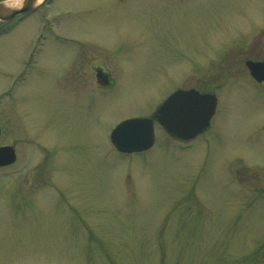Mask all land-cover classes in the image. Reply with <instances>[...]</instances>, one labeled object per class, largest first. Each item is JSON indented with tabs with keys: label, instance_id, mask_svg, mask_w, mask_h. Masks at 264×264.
Wrapping results in <instances>:
<instances>
[{
	"label": "rangeland",
	"instance_id": "rangeland-1",
	"mask_svg": "<svg viewBox=\"0 0 264 264\" xmlns=\"http://www.w3.org/2000/svg\"><path fill=\"white\" fill-rule=\"evenodd\" d=\"M98 2L96 27L67 16L57 24L112 48L118 68L108 95L89 66L83 92L59 79L76 50L51 48L39 61L46 73L18 78L37 16L0 38V95L17 83L16 96L0 104V146L19 155L0 168V264H264V196L247 207L254 200L229 192L225 173L232 157L248 166L264 161V107L251 93L243 99L239 77L248 75L254 26L264 29V0H59L56 7L75 12ZM178 85L217 92L209 133L188 152L161 145L147 155L119 154L113 129L148 114ZM258 177L264 191V172Z\"/></svg>",
	"mask_w": 264,
	"mask_h": 264
},
{
	"label": "flooded vegetation",
	"instance_id": "flooded-vegetation-1",
	"mask_svg": "<svg viewBox=\"0 0 264 264\" xmlns=\"http://www.w3.org/2000/svg\"><path fill=\"white\" fill-rule=\"evenodd\" d=\"M3 0H0L2 2ZM109 2V0H107ZM158 2V6L168 5L169 3L175 1V0H156ZM58 0H46L45 3L41 5L38 9H36L34 12L24 15L23 18H26L27 16L32 17L33 15H38V21L43 22V24H40L38 26L33 25L34 30L36 31V35L38 34V39L35 41H30V46L28 48V51L30 53V56L28 58V62L26 64V69L39 70L40 72L46 73L47 70L43 69L42 65L45 62V59L48 60V53L52 49L59 48L65 53L66 51H72L76 50L75 55L66 57V70L65 72L60 75L61 77L59 79L67 80L70 82V89L75 92H83L82 90L84 87L83 81L84 77L86 75V68L89 66V71L91 72V76L94 79L95 86L97 88H110L114 85V69L113 66H117V57L112 51L111 47L106 46L105 41L96 40L94 36L90 38H85L84 35H77V38L74 40H65L70 37V34L66 31H59L57 30V25L52 24V12L53 10L60 13L61 7H56ZM105 2V1H104ZM104 2H98L91 6L90 10H87L86 8L82 7L79 10H77L76 19L79 20V23H83L85 19H93L94 25L96 27L98 23V17L100 14V6ZM120 4H123L126 2V0H119ZM177 3V2H173ZM178 4V3H177ZM52 6H55L54 9H52ZM107 13H111L109 10V7L104 10ZM156 12L159 15H162V11L159 9L156 10ZM87 13V14H86ZM22 17H17L15 19H12L8 22H0V28L2 29H8L12 26H14L15 23H17ZM164 16H162V19ZM36 22V21H35ZM89 23V22H88ZM90 25V23H89ZM79 29L83 26L80 24L78 25ZM70 28V27H69ZM72 30V29H70ZM84 30V29H83ZM81 30V31H83ZM34 33V34H35ZM253 36L250 38V47L248 49V52H250V56L248 59L254 60V61H264V55L259 53L260 51V43L264 39V29L261 30L260 27L254 26V29L252 31ZM55 37L56 39H60L59 41H52L51 38ZM51 44H61V46H53L50 47ZM106 50L107 52H105ZM43 60V63L39 64V61ZM227 73H229L227 71ZM239 77H247L249 82H243V85L241 87V96L244 100H248L247 94L251 93L253 98H250L254 101L256 104V107H264V81L258 82L257 80L253 79L250 73H241V76ZM109 81V83H108ZM201 91V90H200ZM208 88H203L201 91L202 93L208 92ZM93 95V93H90ZM168 135V134H167ZM169 138L172 140L181 143V140H177L173 138L172 136L168 135ZM164 140V139H163ZM163 140L159 143V148L163 149L161 145L164 146V149L166 151L168 148H171L168 146L169 140L167 143H163ZM188 142V141H183ZM189 143H191L189 141ZM239 159V160H237ZM231 160V161H228ZM226 160V173L228 175V179L230 176L231 171L235 173L237 176V181L244 183L241 185L242 187H246L250 189L252 192H258L260 190L261 183V177L259 178L261 173L264 172V166H260L259 164L252 163L251 166H248L246 164L245 158L238 157L237 158H230ZM254 162H260L258 160ZM260 171L257 172L256 170ZM247 171L246 173H252L251 177H246L244 180L239 179L240 171ZM255 172V173H254ZM263 178V177H262ZM246 183V185H245ZM254 185V186H253Z\"/></svg>",
	"mask_w": 264,
	"mask_h": 264
},
{
	"label": "water",
	"instance_id": "water-1",
	"mask_svg": "<svg viewBox=\"0 0 264 264\" xmlns=\"http://www.w3.org/2000/svg\"><path fill=\"white\" fill-rule=\"evenodd\" d=\"M34 1L25 0L16 7L0 5V18H3V13H10L7 18L10 19L30 12L35 9ZM248 65L257 79L264 80V63L249 62ZM216 106L215 95H201L195 90L179 91L167 100L157 116L169 132L179 137L193 138L209 128ZM112 137L123 151L144 150L152 143L153 121L147 118L125 121L117 127ZM16 158L13 147L0 148V166L12 164Z\"/></svg>",
	"mask_w": 264,
	"mask_h": 264
},
{
	"label": "bare ground",
	"instance_id": "bare-ground-1",
	"mask_svg": "<svg viewBox=\"0 0 264 264\" xmlns=\"http://www.w3.org/2000/svg\"><path fill=\"white\" fill-rule=\"evenodd\" d=\"M14 4H18L20 0H13Z\"/></svg>",
	"mask_w": 264,
	"mask_h": 264
}]
</instances>
